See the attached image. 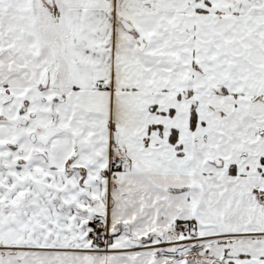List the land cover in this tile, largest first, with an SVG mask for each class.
Here are the masks:
<instances>
[{
	"label": "snow or ice",
	"instance_id": "6c2138e0",
	"mask_svg": "<svg viewBox=\"0 0 264 264\" xmlns=\"http://www.w3.org/2000/svg\"><path fill=\"white\" fill-rule=\"evenodd\" d=\"M0 264H264V0H0Z\"/></svg>",
	"mask_w": 264,
	"mask_h": 264
}]
</instances>
